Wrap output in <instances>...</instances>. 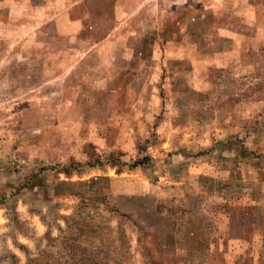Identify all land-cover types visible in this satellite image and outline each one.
<instances>
[{"label": "rangeland", "instance_id": "1", "mask_svg": "<svg viewBox=\"0 0 264 264\" xmlns=\"http://www.w3.org/2000/svg\"><path fill=\"white\" fill-rule=\"evenodd\" d=\"M75 256L264 264V0H0V264Z\"/></svg>", "mask_w": 264, "mask_h": 264}, {"label": "trees", "instance_id": "2", "mask_svg": "<svg viewBox=\"0 0 264 264\" xmlns=\"http://www.w3.org/2000/svg\"><path fill=\"white\" fill-rule=\"evenodd\" d=\"M67 174H69L68 172H70V170L69 169H67ZM70 240H76V238H74V237H65V239H64V244L69 248V241ZM73 249L71 248V253H73V251H72ZM70 253V254H71ZM74 259V261L76 262V264H79L78 263V257L77 256H75V257H73ZM104 259H106V257L104 258ZM86 261H88V262H91L90 260H86ZM86 261H83V259H80L79 260V262H80V264H81V262L83 263V264H87L86 263Z\"/></svg>", "mask_w": 264, "mask_h": 264}]
</instances>
